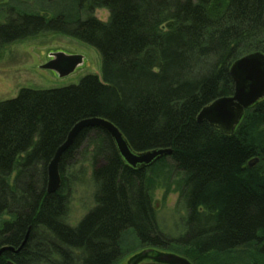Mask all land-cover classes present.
Wrapping results in <instances>:
<instances>
[{
    "label": "trees",
    "instance_id": "16d2710c",
    "mask_svg": "<svg viewBox=\"0 0 264 264\" xmlns=\"http://www.w3.org/2000/svg\"><path fill=\"white\" fill-rule=\"evenodd\" d=\"M45 33L94 47L102 73L0 103V249L27 238L0 264H120L145 249L191 264H264V100L232 136L197 122L233 94V63L264 54V0H0V48ZM90 118L114 124L134 152L172 153L132 168L106 132L89 127L62 155L61 187L48 194L56 149ZM86 142L95 207L71 227L66 170ZM172 172L186 211L175 238L158 228L152 203L156 179Z\"/></svg>",
    "mask_w": 264,
    "mask_h": 264
},
{
    "label": "rangeland",
    "instance_id": "374dc122",
    "mask_svg": "<svg viewBox=\"0 0 264 264\" xmlns=\"http://www.w3.org/2000/svg\"><path fill=\"white\" fill-rule=\"evenodd\" d=\"M6 2V0H2ZM94 17L108 21L109 12L96 9ZM54 52L64 55H80L83 63L74 73L59 77L57 73L41 67ZM102 58L99 52L73 37L60 33L40 34L0 48V103L15 99L23 89L52 90L76 85L86 76L101 78ZM93 143L88 142L78 150L69 163L65 176V195L68 196L67 224L75 227L95 207L92 181ZM259 164V158H257ZM256 165V166H257ZM255 166V167H256ZM161 176L152 192L158 225L163 234L175 238L184 234L186 211L179 196V176L176 172ZM14 177V174H13ZM164 252L143 250L129 255L120 264H145L155 262Z\"/></svg>",
    "mask_w": 264,
    "mask_h": 264
},
{
    "label": "water",
    "instance_id": "95a60500",
    "mask_svg": "<svg viewBox=\"0 0 264 264\" xmlns=\"http://www.w3.org/2000/svg\"><path fill=\"white\" fill-rule=\"evenodd\" d=\"M49 61L41 68L53 71L59 77L70 75L82 65L83 57L80 55H64L54 52L48 56ZM230 75L234 82V92L229 97L219 98L205 106L197 116V122H207L221 134L232 136L240 119L243 118L247 108L257 102L264 100V54L254 52L236 60L230 68ZM100 128L106 132L116 144L119 154L127 165L132 168L146 167L153 164L161 157L172 153L171 149H154L145 152H134L128 142L120 133V130L111 122L101 118L84 119L77 123L68 133L64 143L56 149V152L47 167L46 191L48 194L57 192L62 184L59 171L60 159L66 150L73 144L76 136L87 128ZM257 158L249 160L248 167L254 168ZM21 246L15 250L13 247L5 246L0 249V256L5 251L18 253ZM156 261L163 264H191L187 259L172 253H163L156 257ZM8 264H12L8 262Z\"/></svg>",
    "mask_w": 264,
    "mask_h": 264
}]
</instances>
